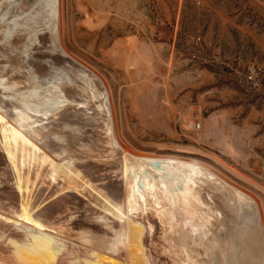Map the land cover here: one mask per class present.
<instances>
[{
  "label": "bare ground",
  "instance_id": "obj_1",
  "mask_svg": "<svg viewBox=\"0 0 264 264\" xmlns=\"http://www.w3.org/2000/svg\"><path fill=\"white\" fill-rule=\"evenodd\" d=\"M57 3L0 0V264H264L257 202L194 161L123 148Z\"/></svg>",
  "mask_w": 264,
  "mask_h": 264
},
{
  "label": "rangeland",
  "instance_id": "obj_2",
  "mask_svg": "<svg viewBox=\"0 0 264 264\" xmlns=\"http://www.w3.org/2000/svg\"><path fill=\"white\" fill-rule=\"evenodd\" d=\"M57 2L61 45L106 84L122 147L206 167L264 227V0Z\"/></svg>",
  "mask_w": 264,
  "mask_h": 264
},
{
  "label": "built area",
  "instance_id": "obj_3",
  "mask_svg": "<svg viewBox=\"0 0 264 264\" xmlns=\"http://www.w3.org/2000/svg\"><path fill=\"white\" fill-rule=\"evenodd\" d=\"M249 80H251V77H248Z\"/></svg>",
  "mask_w": 264,
  "mask_h": 264
},
{
  "label": "water",
  "instance_id": "obj_4",
  "mask_svg": "<svg viewBox=\"0 0 264 264\" xmlns=\"http://www.w3.org/2000/svg\"><path fill=\"white\" fill-rule=\"evenodd\" d=\"M263 257H264V254H263ZM263 262V261H262ZM262 262L260 264H262Z\"/></svg>",
  "mask_w": 264,
  "mask_h": 264
}]
</instances>
